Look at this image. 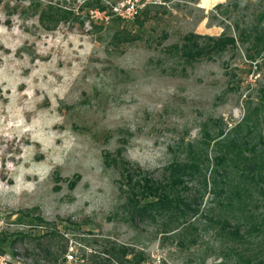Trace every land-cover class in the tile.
Wrapping results in <instances>:
<instances>
[{"label": "rangeland", "instance_id": "rangeland-1", "mask_svg": "<svg viewBox=\"0 0 264 264\" xmlns=\"http://www.w3.org/2000/svg\"><path fill=\"white\" fill-rule=\"evenodd\" d=\"M51 1L76 12L87 0ZM205 1L101 0L105 11L84 9L83 25L44 31L14 11L29 0H0V264H93L80 252L90 236L129 244L146 264L219 261L204 251L217 246L206 217L220 214L221 197L201 190L196 241L182 249L160 234L161 220L127 219L121 161L113 162L162 180L170 164L203 148V134L243 124L239 134L264 138V51L254 38L264 0ZM144 6L152 8L138 29ZM222 20L243 22L249 40L196 62L181 58L187 34L218 37ZM121 27L138 39L114 46ZM225 34L234 35L229 26ZM216 152L210 145L209 157Z\"/></svg>", "mask_w": 264, "mask_h": 264}, {"label": "trees", "instance_id": "trees-1", "mask_svg": "<svg viewBox=\"0 0 264 264\" xmlns=\"http://www.w3.org/2000/svg\"><path fill=\"white\" fill-rule=\"evenodd\" d=\"M222 6L218 4L215 10L219 11ZM150 8L152 6H144L136 13L133 23L138 29L144 25ZM84 9L105 11L101 0H87L76 12L55 5L51 0H29L27 7L20 10L15 7L14 11L29 18L36 17L44 31H54L62 23L83 25L84 20L80 21V18ZM84 17L89 18L88 13ZM110 17L115 23H129L115 14H110ZM217 17L218 14L212 20L217 21ZM223 22L218 25L223 28L218 37L187 34L178 48L181 58L187 63L196 62L249 40L251 34L244 28L243 22L234 20L228 24L233 36L225 34L228 26H224ZM254 38L256 43L261 44L259 50L264 51V29L257 32ZM137 39L126 27L117 28L111 37L114 46ZM201 40L204 43H200ZM261 94L264 100V91ZM242 125H236L228 134L222 131L203 134V148H192L183 161L170 164L162 180H155L149 173L132 167L122 159L113 160L116 165L117 161H121L127 219L132 223L159 219L161 235L176 240L182 249L189 248L196 241L194 232L198 217L204 215L197 205L198 200H202L209 189L212 194L221 197L217 202L221 212L218 216L206 217V227L212 229L217 246L206 249L204 253L210 251L211 255H215L219 259L215 264H264V138L261 134H250V128L249 134H239ZM210 145L217 148L212 157L208 154ZM81 242V258L89 259L93 264H146L147 261L142 251L109 238L90 236L84 237ZM92 243L100 245L99 252H86ZM66 249L64 247L63 253Z\"/></svg>", "mask_w": 264, "mask_h": 264}, {"label": "built area", "instance_id": "built-area-1", "mask_svg": "<svg viewBox=\"0 0 264 264\" xmlns=\"http://www.w3.org/2000/svg\"><path fill=\"white\" fill-rule=\"evenodd\" d=\"M139 1H140V0H139ZM133 13H135V11H134ZM66 258H67V262L73 260V256H72V255H69V256H67Z\"/></svg>", "mask_w": 264, "mask_h": 264}, {"label": "crops", "instance_id": "crops-1", "mask_svg": "<svg viewBox=\"0 0 264 264\" xmlns=\"http://www.w3.org/2000/svg\"><path fill=\"white\" fill-rule=\"evenodd\" d=\"M206 2V1H205ZM208 2H209V0H208ZM207 3V2H206ZM215 3H220V2H215ZM213 5H215V4H213Z\"/></svg>", "mask_w": 264, "mask_h": 264}, {"label": "bare ground", "instance_id": "bare-ground-1", "mask_svg": "<svg viewBox=\"0 0 264 264\" xmlns=\"http://www.w3.org/2000/svg\"><path fill=\"white\" fill-rule=\"evenodd\" d=\"M210 1V0H209ZM206 2H207V0H206Z\"/></svg>", "mask_w": 264, "mask_h": 264}]
</instances>
